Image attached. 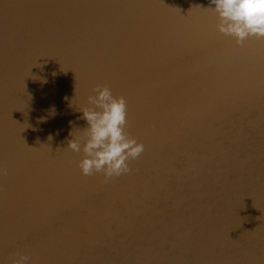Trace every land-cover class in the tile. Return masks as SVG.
Instances as JSON below:
<instances>
[{
    "label": "water",
    "instance_id": "95a60500",
    "mask_svg": "<svg viewBox=\"0 0 264 264\" xmlns=\"http://www.w3.org/2000/svg\"><path fill=\"white\" fill-rule=\"evenodd\" d=\"M210 6L0 0V264H264V37ZM98 85L145 145L108 179L79 166Z\"/></svg>",
    "mask_w": 264,
    "mask_h": 264
},
{
    "label": "clouds",
    "instance_id": "9594fccd",
    "mask_svg": "<svg viewBox=\"0 0 264 264\" xmlns=\"http://www.w3.org/2000/svg\"><path fill=\"white\" fill-rule=\"evenodd\" d=\"M210 5L219 17V31L233 35L238 44L249 36L264 37V0H210ZM96 88L95 94L87 97L90 103L78 107L87 121V127L83 128L86 129L84 156L79 166L84 174L102 171L108 179L129 172V160L137 158L145 145L125 130V97L114 96L107 85ZM71 136L68 147L81 151V140L73 136V131ZM25 260L26 257L20 255L12 264H25Z\"/></svg>",
    "mask_w": 264,
    "mask_h": 264
},
{
    "label": "snow or ice",
    "instance_id": "6c2138e0",
    "mask_svg": "<svg viewBox=\"0 0 264 264\" xmlns=\"http://www.w3.org/2000/svg\"><path fill=\"white\" fill-rule=\"evenodd\" d=\"M198 14H199V13L194 12V13H192L191 15L188 14L187 16H184V17H185V18H191V17L196 16V15H198Z\"/></svg>",
    "mask_w": 264,
    "mask_h": 264
}]
</instances>
